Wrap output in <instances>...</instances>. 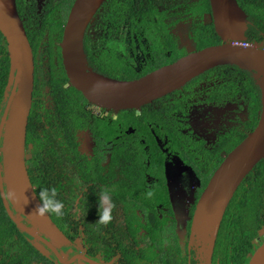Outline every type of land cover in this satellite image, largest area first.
<instances>
[{
	"label": "flooded vegetation",
	"instance_id": "af4514ba",
	"mask_svg": "<svg viewBox=\"0 0 264 264\" xmlns=\"http://www.w3.org/2000/svg\"><path fill=\"white\" fill-rule=\"evenodd\" d=\"M76 1L77 0H16V3L34 54L35 85L33 91V104L37 107H35L34 111L46 115L45 119L42 117V120L46 122V131L44 134L48 137L47 139L49 143L45 149V156L47 161L50 162V166L52 167L51 170L58 169L61 178H63V182L65 178L69 183L70 187L67 189V192L71 196H77L75 208L72 213L76 210H80L79 216H83V208L79 205L84 201L86 202L85 199L90 200L92 198L91 200L94 201L93 197L97 196L95 195V191L99 195L102 193L101 198L105 201L110 202L109 197L111 195L115 201H119V199H122L127 195L130 196L138 189H145L144 187L148 186V183H152L151 179L154 177H151L150 174H148L146 168H142L144 172L138 168L139 174L137 176H133L127 169L124 170L121 175L117 174V167L110 166L111 153H113L111 149L116 146V139L113 138L107 140L108 138L95 134L92 127H76L77 124L76 126H71L70 129L74 128L72 131H68L69 129H67L66 126H64L61 131H55L56 124L53 122L57 117L54 115L58 113L59 103L54 95L55 89L60 85H58V82L63 86L61 92L64 93V89L67 88L75 94L72 89V87H75L72 85L69 78H67L68 75H65L63 79L60 75L63 76L64 71L67 74L63 62L62 43L65 27ZM249 1L251 0H246V2ZM256 1L262 4V11L259 16L250 13L247 10V4L245 3L244 5L241 0H238L240 6L248 14V28L246 30L247 39L245 42L248 44L257 43L261 48H264V0ZM207 3L208 0H105L100 4V7L90 19L85 29L84 49L88 58V66L91 70L97 73L113 77L102 71L100 67L105 65L107 61H111L112 63L115 61L114 49L111 45V42L113 43L114 41L110 40V32L112 30H114L115 37H119L120 40L125 42V52H128L133 57L134 48L137 49V62L144 61L146 58L151 59V62L145 66L147 71L146 74L142 76H145L162 66L171 64L180 57L188 55L190 52L200 50L207 46L224 43V39L221 38L218 33V35L214 34L212 28H214L215 24L212 17L210 0V7L204 10V5L207 6ZM151 16H153L154 19L151 20L152 25L156 27H165V30L163 31L161 29L158 31L156 35V38L158 39L153 43H150L146 37L140 39L141 43H138L136 39L138 40L139 36L135 27H137V24L144 19H151ZM118 21H120L119 25H117ZM179 28H181V31L177 32L176 30ZM202 33L208 34L207 36L211 37L208 44L204 46H202L201 40ZM179 36H183L185 39L182 40ZM212 38H215L213 42H211ZM232 42L239 43L240 41L232 40ZM168 43H170L169 46ZM153 44H159L160 48H152L151 45ZM166 48H168V53H171L170 55L163 60L154 57L156 55L161 56ZM150 51L154 53L152 54ZM123 53L124 52H122V54ZM169 56L170 59H168ZM219 66H215L209 70H213L216 73ZM38 69L39 71H42V74L48 71L51 73L54 69L56 77L50 73L39 76V74H37ZM246 71H244V77L240 75L241 71L239 70L234 71V75L242 79H247L250 75L257 84L254 77V71ZM36 76H39L38 82ZM196 77L186 82L181 88H178L169 94L172 95L171 99L176 97L179 99H182L183 97L186 98L185 104L176 107L173 109L174 111L172 110L174 138L179 146L183 147L182 149L189 153H195V151L198 150L200 156L203 152V159L197 156L196 162L198 165H193L191 162L184 161V159L181 160L176 154L170 153V161H166L165 166L166 181L171 196V204L166 206L163 211H159L158 216L160 214L168 216V212L172 215L171 217L169 216V223H172L174 228V231H170V236H173L171 242L172 244H174V241L177 242L178 250L180 251V254L177 256L174 255L171 249L170 253L173 255L172 259L177 260L178 257L180 258L181 256H184L187 258L186 264H226L227 259L216 251L217 242L211 262H205L203 259L199 260L197 258V246L191 242L189 232L197 202L212 176L211 169L215 165L218 166L221 164H213L218 159V157H216L217 154L220 153L226 157L229 152L222 149L224 145H228L230 140L234 142L240 134L245 133L248 135L256 128L262 111V103L259 95L261 89H255L256 92H258V101L256 105L253 104L252 100L248 101L247 96L238 93V95L235 94L234 96L227 97L228 92L224 91V87L219 89L220 80H218L209 90L204 88L205 92H201L194 85L193 94L190 96L192 90L188 85H190V82ZM75 89L78 90L77 88ZM78 91L84 97V99L82 97L80 102L82 104L85 102V108L91 113L92 118L93 115H96L99 118L110 119L117 117V111L114 108L97 105L86 98L83 92L80 90ZM154 101L150 103H153ZM33 104L30 115L33 111ZM198 105L209 107L207 113L204 114L202 118L203 120H198L196 117L199 113V111L196 110ZM142 107L136 110H139ZM213 108L220 109L224 112L233 110L235 115H232L229 120L218 122L219 120L224 119L225 116H223L222 119H218L214 114L210 113ZM34 116L36 117V120H38L35 114ZM242 116H245V118H242ZM93 120L94 119L91 120V124L94 122ZM109 123L110 125H113L111 120H109ZM162 125L163 126L161 127L163 131L169 129L168 127H165L164 123ZM41 131V124L37 123L35 125V133L37 134ZM157 133L158 132H156V134ZM227 133L234 134L233 136L237 137L233 138L232 136H228L226 138L229 139L224 141L226 138H223L222 136ZM211 134L214 135L212 136ZM96 136L101 139L97 140L95 138ZM166 143L167 140L164 144ZM27 144L26 163L29 171V167H31L33 157L35 156L34 149L36 148V145L33 143ZM237 145L238 143L234 148ZM106 150L111 152H108L105 157L102 155L103 158L101 164L95 171H92V168L85 169L86 166L94 163L95 158L100 152L103 153L106 152ZM213 154L216 158L214 157L213 159L210 157L209 161H207V157ZM61 156L63 161L58 168L56 158ZM176 168H178V170L182 169V174L177 178V182H179V184L183 183L182 185L184 186L181 191H178L179 195H177V191H175V194L173 192V187L177 185V183L176 185H173L174 180H176L174 176H177L175 174ZM198 168L202 169L200 173L197 171ZM91 172H93V176ZM53 173L55 174L56 172ZM146 174L148 176H146ZM185 178H188V180H185ZM31 181L35 193L40 199V196L37 193V186L34 184L32 177ZM99 188L101 189L99 190ZM232 201L226 210L223 221L228 209L232 205ZM96 204L97 201H94V205ZM139 212L140 215H142V212ZM47 213L58 225L51 212ZM23 217H21L22 222L30 225L27 218ZM143 222L145 224L146 221L143 220ZM150 222L154 223L155 221ZM33 225L35 224L33 223L30 226L33 227ZM72 225L76 227L75 222H73ZM58 226L60 227V225ZM77 228L80 229L81 233L76 236V238H72L60 227L70 239V242L68 243L54 244L53 241H51L50 238L40 230L39 226H36L34 231L37 236L32 237L28 234L30 236H28V240H30L34 246L37 245L35 248L43 257H45V259H49L51 262L57 264H66L63 261L68 260H73L72 264L74 262L84 261L85 258H81V256L89 257L102 264H133L132 260L124 259L120 253H117L112 259H106L104 257V252L101 250H97L96 253H94V250L91 248V242L85 239L91 237L85 233L86 227L80 222ZM259 234L260 236L253 240V243L256 245L254 251L264 241V227L259 230ZM102 235L105 238V243L100 240L99 243L102 247L105 246L109 249L107 240H111V229H109V227L102 229ZM78 238H80V240ZM47 241L50 242V245L47 244ZM115 244L116 243H113L112 245ZM131 244H133L137 251L138 249L143 248L141 244H139V241H137V243L131 241L130 245ZM167 246L165 245L166 248ZM180 246H183L184 251H182ZM39 248H43L45 253L41 252ZM169 249L170 248H167L166 251H169ZM146 250L147 252L149 251L148 248H145L142 252L145 254ZM133 252L135 253V251ZM250 254L251 253H249L248 256ZM141 255L142 254L137 252V256ZM244 264H247V261Z\"/></svg>",
	"mask_w": 264,
	"mask_h": 264
},
{
	"label": "trees",
	"instance_id": "16d2710c",
	"mask_svg": "<svg viewBox=\"0 0 264 264\" xmlns=\"http://www.w3.org/2000/svg\"><path fill=\"white\" fill-rule=\"evenodd\" d=\"M241 2L244 5L245 3L247 4V10L253 13V15L259 16L261 14L262 4L258 3L256 0H251L249 2L241 0ZM208 7H210L209 0L207 6L204 5V10H206V8L208 9ZM151 20H154L153 16H151V19H144L135 27L139 36L138 40L136 39L138 43H141L140 39L145 37L150 43H153L158 39L156 38L158 31L161 29L163 31L165 30V27L153 26ZM119 23L120 21L117 22V25H119ZM212 29L214 34L218 35L215 26ZM201 35L202 46H204L208 44L211 37H208V34L202 33ZM110 36V40L115 42H111L114 49L115 61L113 63L107 61L105 65L100 66L101 70L110 76L120 79H133L146 74L147 71L145 66L151 62V59L146 58L144 61L137 62L138 52L136 48H134L132 57L128 52H125V42L120 40L119 37L114 36V30L110 32ZM214 40L215 38H212L211 42ZM169 44L170 43H168V46ZM151 47L155 49L160 48L159 44H153ZM168 48L165 49L161 56L155 54L156 56L154 57L163 60L171 54L168 53ZM122 52H124V55ZM168 59H170V56ZM236 70L241 71L240 75L242 77L245 76L244 71L246 70L231 64L219 66L216 73L213 70L206 71L196 77L190 82V85H188L192 90L190 96L193 94L194 85L201 92H205L204 88L209 90L220 80L219 89L224 87V91L228 92L227 97L234 96L238 93L247 96V100H252L253 104L256 105L258 101V92H256L255 89H259L260 87L250 75L247 79L236 77L234 75V71ZM9 72L10 57L7 50V41L0 32V116L5 107L3 100ZM48 73H50V71L42 74V71H39V69L37 70L39 76L47 75ZM50 74L56 77L54 69ZM65 75L67 76L64 71L63 76H60L63 79ZM39 76H36L37 82ZM58 85L54 95L59 103L58 113L54 115L57 116L53 122L56 124L55 131H61L64 126L69 129L68 131H72L74 128L70 129L71 126H76L77 124L76 127H92L95 134L106 137L108 138L107 140L116 139V146L111 149L113 153H111L110 166L117 167V174L121 175L122 172L127 169L133 176H137L139 174L138 168L141 170L142 168H146L148 174L154 178L151 179L152 183H148V186L144 187L145 189H138L134 192L132 190L133 193L130 196H124V198L119 199V201H115L112 195L109 197L110 202L105 201L101 198L102 193L99 195L95 191V195L97 196L93 197V199L97 201L96 205H94V201L91 200L92 198L90 200L85 199L86 202L84 201L79 205L83 208L82 211L84 215L79 216L80 210H76L72 213L75 208L77 196H71L67 192V189L70 187L69 183L65 178L63 182V178H61L58 169L51 170L52 167L50 166V162L47 161L45 156V149L49 143L48 137L44 134L46 131V122L42 120V117L45 119L46 115L34 111L36 105L33 104V111L29 116L27 127V143H33L36 145V148L34 149L35 156L33 157L31 167H29V173L34 184L37 186V193L39 196L42 191L51 193V190L55 189V199L63 203V215L58 216L51 213L52 216H54V220L72 238H76V236L81 233L80 229L77 227L80 222H82V225L86 227L85 233L91 236L85 239L91 242V248L94 250V253H96L97 250H101L104 252V257L106 259H112L117 253H120L124 259L132 260V263L135 264H186L187 258L184 256L178 257L177 260L172 259L173 255L170 253V249L166 251L163 248V257H159V253L156 258H153L154 255L145 256L141 248L135 251L133 244L130 245L137 232L140 231L142 227H146L143 220L156 221L159 211H163L166 206L171 204L165 166L166 161H170V153L176 154L181 160L184 159V161L188 162L190 161L187 156L195 161L196 157L199 156L198 150H196L195 153H189L183 150V147L179 146L174 138L172 110L176 107H180L181 104H185L186 98L183 97L179 99L176 97L171 99L172 95L168 94L153 103L144 105L139 110L130 109L117 112L116 118L118 120L114 119V117L111 119L99 118L96 115H93L92 118L91 113L85 108V102H83V104L80 102L83 96L78 90L72 87L75 92V94H73L71 90L66 88L63 93L61 92L63 88L62 84L58 82ZM259 95L261 99V90L259 91ZM34 114L37 116L38 120H36ZM91 118L94 119L92 124ZM109 120H111L114 126L113 129L111 128L112 125H110ZM37 123L41 124L42 131L36 134L35 125ZM163 123L165 127L169 129L163 131L161 127ZM156 132L158 133L156 134ZM233 135L234 134L227 133L223 134L222 137H237ZM246 136L245 133L240 134L234 142L230 140L228 145H224L222 149L230 152L233 150L234 146L237 143H241ZM95 138L97 140L101 139L97 136ZM227 139L229 138L224 139V141ZM166 140L167 143L164 144ZM111 151L106 150V152H100L95 158L94 163L86 166L85 169L92 168V171H95L101 164L102 155L105 157V155ZM199 157L203 159V152ZM210 157L214 159L215 156L214 154L210 155L207 157V161H209ZM216 157H218V159L213 163L214 165L217 163L220 164L225 158L220 153H218ZM62 161V156L56 158L58 168L61 166ZM218 166L215 165L211 169L212 175ZM53 172L56 173L54 174ZM162 173H164V175H162ZM91 174L93 176V172H91ZM146 176L148 175L146 174ZM101 188H99V190ZM139 211L142 212V215H140ZM105 214L108 215L109 219H104ZM167 214H170V212ZM73 222H75L76 227L72 225ZM106 227H109L112 231L111 240H107L109 249L105 246L102 247L99 243V240L105 243L102 229ZM263 227L264 159L259 162L251 173H249L238 188L218 236L217 253L219 252L227 259L226 264H244L246 261L248 264L250 255L254 252L256 246L253 240L260 236L259 230ZM28 236V233L22 231L10 218L6 211L0 190V264H57L51 262L49 259H45L31 241L28 240ZM113 243L116 244L112 245ZM152 246L154 249L155 245ZM167 248H170V246H167ZM148 249V252H153V249ZM133 251H135V253ZM137 252L142 255L137 256ZM249 253L251 254L248 256ZM138 260H141V262Z\"/></svg>",
	"mask_w": 264,
	"mask_h": 264
},
{
	"label": "water",
	"instance_id": "95a60500",
	"mask_svg": "<svg viewBox=\"0 0 264 264\" xmlns=\"http://www.w3.org/2000/svg\"><path fill=\"white\" fill-rule=\"evenodd\" d=\"M105 0H77L72 8L62 43L65 69L72 85L91 102L117 112L138 109L181 88L199 74L219 65H237L254 71L261 89L262 111L256 128L231 150L210 178L192 217L189 232L198 259L211 262L222 221L244 179L264 159V48L245 45L248 14L238 0H210L217 33L224 43L204 47L180 57L137 79H118L97 73L88 66L84 49L85 29ZM0 31L7 41L10 72L0 119V190L11 219L30 236L39 226L54 244L70 239L46 212L37 209L36 195L26 163L27 127L33 104L35 61L16 0H0ZM232 40L240 41L233 43ZM27 218L30 225L22 222ZM23 217V218H24ZM50 245V242L47 241ZM37 246V245H35ZM41 252L43 248H39ZM73 264H102L89 257ZM72 264L73 260L63 261ZM248 264H264V241L250 255Z\"/></svg>",
	"mask_w": 264,
	"mask_h": 264
},
{
	"label": "rangeland",
	"instance_id": "374dc122",
	"mask_svg": "<svg viewBox=\"0 0 264 264\" xmlns=\"http://www.w3.org/2000/svg\"><path fill=\"white\" fill-rule=\"evenodd\" d=\"M176 31L177 32L181 31V28H179ZM179 37H181L182 40L185 39V37H183V36H179ZM197 107L198 108L196 110H198L199 113L196 115V117L198 120L199 119L203 120L202 118H203L204 114L207 113V110L209 107H206V106L204 107L203 105H198ZM210 113L214 114V116H216L218 119H222V117L225 116L224 119L219 120L218 122L223 121V120H229V118H231L232 115H235V112H233V110H228V111L224 112L220 109H215V108H213ZM242 118H245V116H242ZM114 119H117V118L114 117ZM111 128L113 129L114 126L112 125ZM211 135L213 136L214 134H211ZM187 158L189 159V161L193 165H198V163L195 160H193L192 158H190L189 156H187ZM197 171L200 173L202 171V169L198 168ZM175 174L177 176H174V178L176 180H174L173 185H176V183H177V185L173 187V190H174L173 192L175 194V191H177V195H179L178 191H181L184 188V186L182 185L183 183L179 184V182H177V178H179V176L182 174V169L178 170V168H176ZM162 175H164V173H162ZM185 180H188V178H185ZM174 210H175V208H174ZM174 210H173V212H174ZM169 216L171 217L172 215L169 214L166 217V215L160 214L158 216V218H156V221L154 223H151L149 220H147L145 222L146 227H142L140 232H138L136 234V236H134V238L132 239V241L135 243H137V241H139V244H141V246L143 247V248H141V251L145 248L153 249L152 245H155V248L152 250L153 252H147V250H146L145 256H147V255L153 256L154 255L153 258H156L160 253L159 257H163L162 256L163 255L162 249L164 248V250H166L165 245L170 246V250L172 249V252L174 253V255L178 256L180 254V251L178 250L177 242L174 241V244H172V242H171V240H173L172 239L173 236H170V231H174V228H173L172 223H169L170 222ZM167 218H168V220H167ZM78 239L80 240V238H78ZM180 248L182 249V251H184L183 246H180ZM135 251H137V249H135ZM138 261L141 262V260H138Z\"/></svg>",
	"mask_w": 264,
	"mask_h": 264
},
{
	"label": "clouds",
	"instance_id": "9594fccd",
	"mask_svg": "<svg viewBox=\"0 0 264 264\" xmlns=\"http://www.w3.org/2000/svg\"><path fill=\"white\" fill-rule=\"evenodd\" d=\"M1 32V31H0ZM246 41V40H245ZM245 41H242L243 42V44H245V45H249L247 42H245ZM250 45H252V44H250ZM3 112H4V109H3V111H2V113H1V116H0V119H1V117H2V115H3ZM212 177V176H211ZM210 177V178H211ZM55 196H56V191H55V189H52L51 190V193H49L48 191H42L41 193H40V199L43 201V204H42V206L41 207H39L38 209H37V211L41 214V215H43L44 213H46V212H51V213H54V214H56V215H63V207H64V205H63V203L61 202V201H58V200H56L55 199ZM104 219L105 220H107V219H109V217H108V215L107 214H105V216H104Z\"/></svg>",
	"mask_w": 264,
	"mask_h": 264
}]
</instances>
